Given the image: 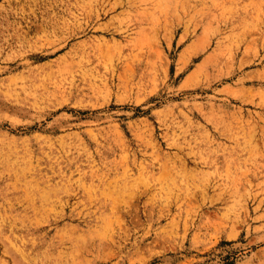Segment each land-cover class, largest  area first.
<instances>
[{"label":"rangeland","instance_id":"rangeland-1","mask_svg":"<svg viewBox=\"0 0 264 264\" xmlns=\"http://www.w3.org/2000/svg\"><path fill=\"white\" fill-rule=\"evenodd\" d=\"M0 264H264V0H0Z\"/></svg>","mask_w":264,"mask_h":264}]
</instances>
